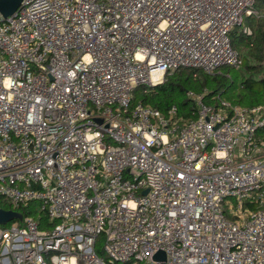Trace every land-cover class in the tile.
I'll use <instances>...</instances> for the list:
<instances>
[{"label":"built area","instance_id":"obj_1","mask_svg":"<svg viewBox=\"0 0 264 264\" xmlns=\"http://www.w3.org/2000/svg\"><path fill=\"white\" fill-rule=\"evenodd\" d=\"M255 0H21L0 14V264H264V105L139 100L237 66ZM243 31L250 34V29ZM147 190L146 194L143 192ZM103 236L107 260L95 250Z\"/></svg>","mask_w":264,"mask_h":264},{"label":"trees","instance_id":"obj_2","mask_svg":"<svg viewBox=\"0 0 264 264\" xmlns=\"http://www.w3.org/2000/svg\"><path fill=\"white\" fill-rule=\"evenodd\" d=\"M263 5L264 0H255L254 10L260 13ZM244 27L250 29V34L243 31ZM229 39L241 64L223 67L211 74L191 68L176 70L166 74L162 84L141 93L138 98L136 95L139 90H134V100L156 108L163 114L175 106L184 119L194 118L196 113L190 94L202 96L205 104L217 105L221 99L242 107L264 105V18L259 15L244 17L231 30ZM262 133L264 135V128ZM9 209L6 207V210ZM15 211L22 217L31 216L39 228L51 226L37 202L17 207Z\"/></svg>","mask_w":264,"mask_h":264},{"label":"water","instance_id":"obj_3","mask_svg":"<svg viewBox=\"0 0 264 264\" xmlns=\"http://www.w3.org/2000/svg\"><path fill=\"white\" fill-rule=\"evenodd\" d=\"M21 0H0V14L2 17L12 15L20 6ZM147 190L143 192L146 194ZM14 220L21 221L22 215L15 210L0 209V225H6ZM165 262V254L162 250H158L151 257V264Z\"/></svg>","mask_w":264,"mask_h":264},{"label":"rangeland","instance_id":"obj_4","mask_svg":"<svg viewBox=\"0 0 264 264\" xmlns=\"http://www.w3.org/2000/svg\"><path fill=\"white\" fill-rule=\"evenodd\" d=\"M244 18V17H243ZM141 92H142V89L140 88V90L138 91L137 93V98L141 95ZM103 245H104V237L103 236H100L96 243H95V250H96V253L104 258L105 260H107V257L105 255V252H104V249H103ZM148 264H151V263H148ZM154 264H161V263H154Z\"/></svg>","mask_w":264,"mask_h":264}]
</instances>
